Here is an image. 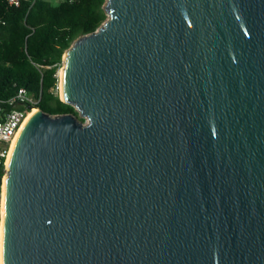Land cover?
Here are the masks:
<instances>
[{"label": "water", "instance_id": "95a60500", "mask_svg": "<svg viewBox=\"0 0 264 264\" xmlns=\"http://www.w3.org/2000/svg\"><path fill=\"white\" fill-rule=\"evenodd\" d=\"M19 131L2 264H264V0H105Z\"/></svg>", "mask_w": 264, "mask_h": 264}, {"label": "trees", "instance_id": "16d2710c", "mask_svg": "<svg viewBox=\"0 0 264 264\" xmlns=\"http://www.w3.org/2000/svg\"><path fill=\"white\" fill-rule=\"evenodd\" d=\"M104 2L35 0L31 6L26 2L9 6L0 0V98L24 88L43 111L72 113L83 121L60 99L57 72L72 42L105 20Z\"/></svg>", "mask_w": 264, "mask_h": 264}, {"label": "built area", "instance_id": "2783aa9c", "mask_svg": "<svg viewBox=\"0 0 264 264\" xmlns=\"http://www.w3.org/2000/svg\"><path fill=\"white\" fill-rule=\"evenodd\" d=\"M35 0H5L9 6H19L22 2L30 6ZM29 6V7H30ZM58 75V72H57ZM59 79V77H58ZM38 99L29 95L24 88L9 98H0V264L3 248L4 224V182L7 175V160L19 131L27 120L32 110L37 107Z\"/></svg>", "mask_w": 264, "mask_h": 264}, {"label": "bare ground", "instance_id": "6f19581e", "mask_svg": "<svg viewBox=\"0 0 264 264\" xmlns=\"http://www.w3.org/2000/svg\"><path fill=\"white\" fill-rule=\"evenodd\" d=\"M61 73H62V69H60V71H59V76H61ZM60 85H61V83H60V81H59V92H61L60 90H61V87H60ZM37 110V108H34L33 110H32V112H35ZM12 146H13V144H12ZM11 150H12V148H11ZM11 153V152H10ZM10 156V155H9ZM9 162V159L7 160V163ZM1 264H2V260H1Z\"/></svg>", "mask_w": 264, "mask_h": 264}, {"label": "rangeland", "instance_id": "374dc122", "mask_svg": "<svg viewBox=\"0 0 264 264\" xmlns=\"http://www.w3.org/2000/svg\"><path fill=\"white\" fill-rule=\"evenodd\" d=\"M60 69H61V67H60L59 70H58V77H59V71H60ZM59 78H60V77H59ZM57 87H58V94H59V93H60V92H59V81H58V86H57Z\"/></svg>", "mask_w": 264, "mask_h": 264}]
</instances>
